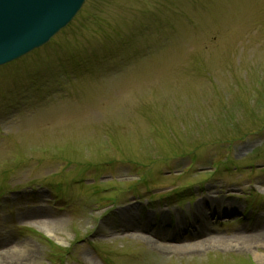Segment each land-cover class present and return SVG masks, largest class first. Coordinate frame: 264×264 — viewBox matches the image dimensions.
Returning <instances> with one entry per match:
<instances>
[{"label": "rangeland", "instance_id": "374dc122", "mask_svg": "<svg viewBox=\"0 0 264 264\" xmlns=\"http://www.w3.org/2000/svg\"><path fill=\"white\" fill-rule=\"evenodd\" d=\"M152 17L164 20L157 39L140 35ZM118 35L125 43H113ZM135 43L147 48L136 44L138 58L120 69L115 55ZM106 44L93 73L66 67ZM3 102L0 186L54 181L64 195L60 213L44 191L0 198V254L13 245L30 257L3 264H264V0H85L49 41L0 65ZM225 146L235 168L203 178L205 199L183 214L162 198L133 203L125 191L135 172L113 160L150 173L156 189L142 200L204 176ZM190 159L195 168L181 173ZM116 192L120 206L102 215ZM41 218L63 243L32 225ZM155 230L170 245L202 244L166 252Z\"/></svg>", "mask_w": 264, "mask_h": 264}, {"label": "water", "instance_id": "95a60500", "mask_svg": "<svg viewBox=\"0 0 264 264\" xmlns=\"http://www.w3.org/2000/svg\"><path fill=\"white\" fill-rule=\"evenodd\" d=\"M80 1L0 0V60L45 40L69 18Z\"/></svg>", "mask_w": 264, "mask_h": 264}, {"label": "bare ground", "instance_id": "6f19581e", "mask_svg": "<svg viewBox=\"0 0 264 264\" xmlns=\"http://www.w3.org/2000/svg\"><path fill=\"white\" fill-rule=\"evenodd\" d=\"M9 30L11 31L12 28H10ZM200 222H201L200 224L204 228L209 227V217L205 216V217L201 218ZM32 223H34V225H36L37 228L40 231H42L46 236L52 238L54 241H56L58 243H61V242L63 243V240L54 234V231L50 225L52 222L48 221L47 218H41L40 222L33 220ZM152 235H154L155 237H158V239H160L162 241L159 243V245H160L161 249H164L166 252H167V250L169 251L171 249L177 250V251H184L185 247H186V249L191 248V247L197 248V247L201 246V244H202L201 242L197 241L195 244L193 243L190 246L189 245L188 246L170 245V244H167V242L170 241V239H172L170 234L161 233L159 230H155ZM239 237H240V239H246V237H242V236H239ZM239 237H237V238L239 239ZM216 241L222 242V239L217 238ZM155 242H157V241H155ZM25 250L26 249H24L23 247H18V246H13V245L8 247L7 249L2 250L1 251L2 253L0 254V264H3L2 258H9V260H12L13 258H15L17 261H19V259H25L27 261L28 259H30V257H29V254L25 253L26 252Z\"/></svg>", "mask_w": 264, "mask_h": 264}]
</instances>
